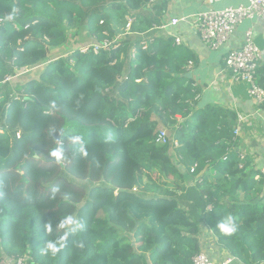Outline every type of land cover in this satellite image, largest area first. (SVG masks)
Instances as JSON below:
<instances>
[{
	"label": "trees",
	"instance_id": "trees-1",
	"mask_svg": "<svg viewBox=\"0 0 264 264\" xmlns=\"http://www.w3.org/2000/svg\"><path fill=\"white\" fill-rule=\"evenodd\" d=\"M147 1L0 0V259L193 264L208 227L230 257L264 264V163L234 137V111L195 107L184 47L166 38L144 48L136 33L155 20H136L160 3ZM83 29L113 44L96 51L92 42L82 52L71 35ZM68 43L39 79L20 86L9 79ZM257 76L264 86L260 68ZM172 125V140L159 144L158 132ZM60 132L58 161L36 158L52 151ZM189 178L201 202L197 218L177 194ZM67 215L78 231L57 227ZM228 215L238 226L231 235L217 227ZM66 232L56 257L43 253Z\"/></svg>",
	"mask_w": 264,
	"mask_h": 264
},
{
	"label": "crops",
	"instance_id": "crops-1",
	"mask_svg": "<svg viewBox=\"0 0 264 264\" xmlns=\"http://www.w3.org/2000/svg\"><path fill=\"white\" fill-rule=\"evenodd\" d=\"M159 2V11L153 6L150 7L151 3L146 4L144 9L150 7V10L136 22H147L148 19L155 21L148 29L147 26L143 27L146 30L137 32L136 36L142 39V44L147 43L144 44L146 46L150 44L148 39L158 42L166 38H174L175 41L180 38L181 43L175 42L176 45L184 47L192 56L185 65L188 69L186 77L191 79L197 93L195 107L215 105L234 111L238 117L236 124L241 127L240 146L246 148L250 156L264 163V109L249 97L245 86L232 79L231 71L225 62L228 52L242 47L246 31L252 29L254 41L263 51L259 68L264 74V20L258 17L244 19L237 25L227 42L217 49H212L202 41L195 25V17L201 12L244 5L248 0H159ZM173 19H178V22L174 24ZM177 194L180 202L183 201L181 193ZM181 206L184 207L182 203ZM199 211L200 207L196 211V218ZM201 240L203 250L211 258L221 261L230 257L227 251L217 245L216 237L210 228L206 227L203 230ZM232 259L231 264H242L239 259L233 257Z\"/></svg>",
	"mask_w": 264,
	"mask_h": 264
},
{
	"label": "built area",
	"instance_id": "built-area-1",
	"mask_svg": "<svg viewBox=\"0 0 264 264\" xmlns=\"http://www.w3.org/2000/svg\"><path fill=\"white\" fill-rule=\"evenodd\" d=\"M155 0H148L152 3ZM258 17L264 20V0H248L247 4L239 5L236 7H226L222 10H211L201 12L195 17V25L202 41L212 49L221 47L227 42L232 34L235 32L236 27L244 19ZM178 19H173L176 24ZM132 19L127 23V33L130 32ZM177 43H181L180 38L176 39ZM113 42L107 40L104 43L94 42L95 50L101 47L109 48ZM147 44L143 42V45ZM148 46V45H147ZM144 45V48H147ZM88 48L85 50L87 51ZM82 51V52H85ZM263 59V51L256 45L254 41V34L252 29H248L245 35V41L242 47L232 49L228 52L226 57V66L231 71L232 79L243 86H245L248 95L256 102V104L264 109V86L258 81L257 76L258 68ZM241 127L234 126V137L240 136ZM169 140L168 132L163 129L158 132L157 142L165 144ZM172 142V141H171ZM176 146L179 144L176 142ZM242 159L245 155L241 154ZM264 175V167L262 168ZM210 208V207H208ZM232 257L225 260L217 261L209 257L205 251L197 253L192 261L193 264H231ZM0 264H37L34 258L30 255L25 256H4L0 259Z\"/></svg>",
	"mask_w": 264,
	"mask_h": 264
},
{
	"label": "rangeland",
	"instance_id": "rangeland-1",
	"mask_svg": "<svg viewBox=\"0 0 264 264\" xmlns=\"http://www.w3.org/2000/svg\"><path fill=\"white\" fill-rule=\"evenodd\" d=\"M121 31H123V28L120 29L119 34L121 33ZM128 33H132V32H128ZM119 34H118V37L123 38L125 36L124 34H120V35ZM71 37H72L73 41L78 40L77 44L79 45V47L82 48V51H85L87 48H89V46L92 42H96L95 36L88 35L87 29H83L81 31V33L77 34L76 36L71 35ZM69 46H70V43H68L67 46L66 45H60V46H56V47H51L49 49V56H48V59L46 61H43L41 64H39L38 66H36L34 68L27 69L25 71H20L14 77H9V79H11L14 86L24 85L32 79H39L40 74L43 72L46 65L50 62V60L58 58L61 55L66 54L70 50V48H68ZM16 90H17V88H16ZM178 119H181V118L178 117ZM170 127H175V126H173V125L169 126L165 130L168 132L170 138L172 139L173 135H174V128H170ZM171 151H173V147H172ZM172 156H173L174 161H179L176 154L173 153ZM79 184L86 185L87 187H89V186H91V184L93 185L94 183H92V182L88 183L86 181H80ZM195 187H196V178H189L188 181L186 182V190L177 191V192L181 193V197L183 199V201H181L182 205L185 208H187V210H189V213L191 214V216L193 218H196L197 206L200 207V205H201L200 200L196 199V195H195V191H194Z\"/></svg>",
	"mask_w": 264,
	"mask_h": 264
},
{
	"label": "clouds",
	"instance_id": "clouds-1",
	"mask_svg": "<svg viewBox=\"0 0 264 264\" xmlns=\"http://www.w3.org/2000/svg\"><path fill=\"white\" fill-rule=\"evenodd\" d=\"M15 13L9 14L5 17L7 21H12L14 19ZM74 140L80 141L81 137L76 136ZM84 151L83 147L81 149ZM60 153L58 151H53V156H58ZM86 154V153H85ZM59 229H68L71 232L78 231L82 225L73 215H67L63 218L61 223L57 226ZM218 229L221 233L231 235L238 230L237 224L234 222V218L231 215L226 216L220 223L217 225ZM45 230L48 233H52L53 227L51 223H47L45 225ZM67 238V232L65 233L64 237H61L58 240H49L46 247L42 250L44 254H51L52 257H56L57 254L65 247V240Z\"/></svg>",
	"mask_w": 264,
	"mask_h": 264
},
{
	"label": "water",
	"instance_id": "water-1",
	"mask_svg": "<svg viewBox=\"0 0 264 264\" xmlns=\"http://www.w3.org/2000/svg\"><path fill=\"white\" fill-rule=\"evenodd\" d=\"M188 76V75H187ZM60 136H61V132L59 133V134H57V135H55V139H56V142H57V144H56V146L52 149V151L49 153V154H41V152L40 151H37V153L35 154V157L36 158H40V157H42L44 160H46V161H58V158H57V156H53L52 155V153H53V151H56L57 150V148H58V145H61L62 143L60 142Z\"/></svg>",
	"mask_w": 264,
	"mask_h": 264
}]
</instances>
